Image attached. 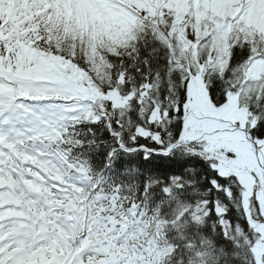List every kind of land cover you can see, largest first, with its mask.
<instances>
[{
	"label": "snow or ice",
	"instance_id": "6c2138e0",
	"mask_svg": "<svg viewBox=\"0 0 264 264\" xmlns=\"http://www.w3.org/2000/svg\"><path fill=\"white\" fill-rule=\"evenodd\" d=\"M0 264H264V0H0Z\"/></svg>",
	"mask_w": 264,
	"mask_h": 264
}]
</instances>
